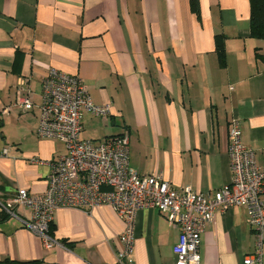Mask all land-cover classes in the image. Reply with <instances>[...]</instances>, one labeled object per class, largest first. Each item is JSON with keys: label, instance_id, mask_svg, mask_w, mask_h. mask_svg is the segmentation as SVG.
Listing matches in <instances>:
<instances>
[{"label": "crops", "instance_id": "1", "mask_svg": "<svg viewBox=\"0 0 264 264\" xmlns=\"http://www.w3.org/2000/svg\"><path fill=\"white\" fill-rule=\"evenodd\" d=\"M0 0V262L117 264L123 221L108 206L60 208L46 248L26 227L31 210H4L19 190L42 195L62 144L38 138L42 80L50 69L79 76L107 119L85 115L81 138L126 133L129 164L174 188L210 193L232 172L228 126L264 160V40L251 37L250 0ZM224 39L220 64L216 37ZM25 81L34 108L13 107ZM32 160H36L32 162ZM244 207L216 213L200 264H244L255 237ZM136 264H173L179 230L157 210L135 214ZM264 264V248L262 256Z\"/></svg>", "mask_w": 264, "mask_h": 264}, {"label": "built area", "instance_id": "2", "mask_svg": "<svg viewBox=\"0 0 264 264\" xmlns=\"http://www.w3.org/2000/svg\"><path fill=\"white\" fill-rule=\"evenodd\" d=\"M13 107L22 114L34 108L24 80L16 88ZM39 110L37 137L54 140L62 144L65 151L51 163L44 194L31 195L27 190H19L4 210L12 214L13 206L29 208L31 215L25 225L43 240L46 248L56 243L50 235L56 210L108 206L124 224L116 263L136 264L133 256L135 214L139 210L154 209L179 230L178 243L173 248V264H200L201 237L215 214L244 207L255 237L254 251L246 256L244 264H262L264 160L259 166L254 150L243 144L238 119H232L228 126L232 181L205 194L190 187L176 189L159 177L142 176L132 169L126 133L100 141L82 139L84 116L107 119L110 107L94 104L79 76L50 69L42 80ZM0 156H7V150Z\"/></svg>", "mask_w": 264, "mask_h": 264}, {"label": "trees", "instance_id": "3", "mask_svg": "<svg viewBox=\"0 0 264 264\" xmlns=\"http://www.w3.org/2000/svg\"><path fill=\"white\" fill-rule=\"evenodd\" d=\"M251 6V37L264 40V0H250ZM191 10L196 15L199 14L197 0H192L190 3ZM216 52L221 65L225 63V48L224 39L221 36L216 37ZM54 226L50 227V235L53 237ZM0 264H39L38 262H13L10 260L1 261Z\"/></svg>", "mask_w": 264, "mask_h": 264}]
</instances>
